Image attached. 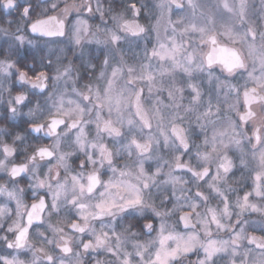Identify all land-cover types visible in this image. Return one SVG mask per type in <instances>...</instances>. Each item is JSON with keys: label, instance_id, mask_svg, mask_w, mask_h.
Returning <instances> with one entry per match:
<instances>
[{"label": "clouds", "instance_id": "9594fccd", "mask_svg": "<svg viewBox=\"0 0 264 264\" xmlns=\"http://www.w3.org/2000/svg\"><path fill=\"white\" fill-rule=\"evenodd\" d=\"M0 264H264V0H0Z\"/></svg>", "mask_w": 264, "mask_h": 264}]
</instances>
